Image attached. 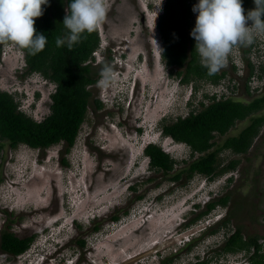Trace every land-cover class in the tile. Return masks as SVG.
<instances>
[{
  "label": "rangeland",
  "instance_id": "374dc122",
  "mask_svg": "<svg viewBox=\"0 0 264 264\" xmlns=\"http://www.w3.org/2000/svg\"><path fill=\"white\" fill-rule=\"evenodd\" d=\"M105 2L106 18L98 26L101 46L95 51L93 64L110 54L113 81L121 85L124 93L119 94L120 100H115L111 93L118 86L111 89L100 86L101 77L90 87L92 97L86 119L65 155L68 166L61 162L62 143L43 153L24 144L12 149L5 143L0 155V229L10 221V230L19 237L31 234L36 237L14 259L0 253V264H158L165 256L172 258L169 264H188L197 256L202 259L212 254L224 238L220 231L186 251V240L195 238L226 212L217 206L194 224L183 227L193 216L190 212L193 204H200L194 209L198 212L208 200L226 192L243 206L255 204L254 211H242L239 223L245 230L264 234V125L247 152L224 150L219 154L221 165L231 160L238 162L233 170L213 180L196 174L187 184L179 186L162 179L158 173L154 181L142 183L152 174L142 150L150 141L176 160H190L188 146L164 136L161 122L187 114L192 107L188 102L194 84L198 88L191 101L193 105L202 99L203 93L222 92V86L205 81L182 84L167 75L162 61L154 60L152 53L149 55L145 31L138 23L140 5L146 7L153 25L162 0L159 4L158 0ZM195 19L196 13L192 11L189 20L192 27ZM107 47L111 51L105 53ZM153 48L157 51V42ZM244 57L254 66L250 86L263 92L264 78H258L257 74L264 63V33L256 34L250 45L234 46L222 68L231 75L234 64L235 74L244 75L248 71ZM23 66V52L14 43L5 44L0 59V89L12 93L26 115L41 120L49 113L50 94L55 85L38 73L23 75ZM229 83L225 78L221 84ZM238 93L241 96L238 98L246 99L236 90ZM95 99L102 103L97 110L93 106ZM259 114H264V109ZM247 123L248 120L237 122L216 140L237 134ZM132 183L138 184L135 192L128 188ZM142 192L144 197L133 203L126 216L105 223L97 232L85 231L92 219L106 217L116 206L125 205L133 194ZM75 224L82 226L80 231ZM77 235L85 238L82 250L70 241ZM243 260L242 253L227 254L215 264H239Z\"/></svg>",
  "mask_w": 264,
  "mask_h": 264
},
{
  "label": "trees",
  "instance_id": "16d2710c",
  "mask_svg": "<svg viewBox=\"0 0 264 264\" xmlns=\"http://www.w3.org/2000/svg\"><path fill=\"white\" fill-rule=\"evenodd\" d=\"M193 2L194 0H164L157 20L166 63L179 68L174 72L171 70L170 75L182 84L205 81L218 85L227 78L230 82L227 88L229 87L232 95L221 94L217 98L216 94L203 93L202 99L197 100L193 105L191 101L195 98L198 88L197 84H194L193 96L188 102V106L192 107L187 114L174 119H165L160 125L164 136L188 146L190 160H176L160 145L149 142L142 150L144 156L148 158V169L152 174L142 183L154 181V175L158 173L163 176L162 179L179 186L187 184L196 174L213 180L233 170L238 162L231 160L221 165L219 154L224 150L236 154L247 152L264 125V114H259L264 109V91L259 93L255 90L251 91L249 83L255 72L253 64L247 58L244 57V62L248 71L240 76L235 74L234 64L231 66V75L225 68H221L211 76L201 65L200 57L194 48L195 41L190 36L193 27L189 20ZM67 5L68 0H50L48 5H42L44 9L42 16L34 18L37 31L47 37L43 51L32 55L28 49L18 47L23 52V75L38 73L54 83L55 87L50 94L49 113L41 120L26 115L20 110L14 95L0 89V155L5 143L12 149L24 144L39 149L42 153L50 146L62 143L61 162L68 166L65 155L70 152L86 119L92 97L90 87L99 80L101 68L109 65L112 58L107 53L101 61L93 64L95 51L100 45L98 27L90 34H82L79 42L71 49L56 46L57 37L64 34L62 24ZM242 7L246 13L254 7L253 0H243ZM5 44L7 43L0 44V59ZM248 50L243 52L246 53ZM110 51V48L106 49V52ZM259 71L258 78H264V63L259 66ZM236 90L241 91L246 99L238 98L241 96L239 93L236 94ZM93 106L94 110H97L102 103L99 99H95ZM244 120H248V123L237 134L228 135L222 141L216 140V137H223L237 122ZM128 188L135 192L138 184L132 183ZM144 193L133 194L125 205L116 206L106 217L92 219L88 230L85 231L97 232L105 223L117 222L129 213L135 201L144 197ZM217 206L225 208L226 212L206 226L195 238L186 241L184 247L186 251H190L197 242L220 231L224 233L223 241L209 256L202 259L197 256L188 264H215L222 256L236 253H242L244 257L239 264H264V234L245 230L239 223L242 211L244 209L249 213L254 211L255 204L246 203V206H243L237 200L231 199L230 192L208 200L204 208L198 212L194 209L199 208L200 204L194 203L193 209L190 210L193 216L183 224V227L194 224ZM8 214L10 216L12 212ZM9 222L4 223L0 229V253L14 259L30 247L36 234L19 237L10 230ZM75 227L78 231L82 228L79 224H75ZM70 241L75 242L77 248L81 250L86 245L85 238L78 235ZM171 262L172 258L165 256L158 264Z\"/></svg>",
  "mask_w": 264,
  "mask_h": 264
},
{
  "label": "clouds",
  "instance_id": "9594fccd",
  "mask_svg": "<svg viewBox=\"0 0 264 264\" xmlns=\"http://www.w3.org/2000/svg\"><path fill=\"white\" fill-rule=\"evenodd\" d=\"M49 3L50 0H0V44L14 43L28 49L32 55L43 51L47 37L37 31L34 18L42 16V5ZM242 3L243 0H197L192 6L196 19L190 36L195 41L194 48L200 63L209 76L225 65L234 46L250 45L256 34L264 33V0H253L254 7L246 13ZM162 5L157 16L162 11ZM65 11L64 34L57 37L55 43L57 47L71 49L82 34L92 33L105 21L107 6L105 0H68ZM100 77V86L109 89L118 86L113 81L111 65L101 68ZM120 86L111 93L115 100L122 96L120 93H124Z\"/></svg>",
  "mask_w": 264,
  "mask_h": 264
},
{
  "label": "flooded vegetation",
  "instance_id": "af4514ba",
  "mask_svg": "<svg viewBox=\"0 0 264 264\" xmlns=\"http://www.w3.org/2000/svg\"><path fill=\"white\" fill-rule=\"evenodd\" d=\"M147 8H148V5H147ZM140 9L141 10L143 9L142 10L143 13H141V10H140L138 23L141 27L143 26V29L145 31L146 41L148 43L147 50L149 52V55L152 53L154 60L162 61L164 64V68L166 69L167 75H170L171 70H173V72H174V71L179 70V68L175 67V66H171V65L169 66L166 63V58L164 57V54H163V43L161 40V32H160V29L157 27V20H158L159 16H156L155 18H153L154 23H153V25H151V21H150L151 16L150 15L148 16V12L146 13V7H144V5H143V7L141 8V5H140ZM150 13H152V12H150ZM154 42H157V45H158L157 51L156 50L153 51ZM107 48H109V47H107ZM106 49H105V53H106ZM138 54H140V53H138ZM155 55H156V57H155ZM151 59H152V57H151Z\"/></svg>",
  "mask_w": 264,
  "mask_h": 264
},
{
  "label": "built area",
  "instance_id": "2783aa9c",
  "mask_svg": "<svg viewBox=\"0 0 264 264\" xmlns=\"http://www.w3.org/2000/svg\"><path fill=\"white\" fill-rule=\"evenodd\" d=\"M209 83V82H208ZM222 83V82H221ZM219 84L220 86H222V92H220V93H218V91L217 90H215L214 92H211L210 94H216L217 95V98H219L220 96H221V94H224L225 96H227V95H231L232 93H231V91H230V89L229 88H227V85H222V84ZM209 84H211V83H209ZM211 85H213V84H211ZM213 86H218V85H213ZM252 90H255V92L256 93H259L260 92V88H258V87H255V86H251V91ZM209 94V93H208Z\"/></svg>",
  "mask_w": 264,
  "mask_h": 264
},
{
  "label": "bare ground",
  "instance_id": "6f19581e",
  "mask_svg": "<svg viewBox=\"0 0 264 264\" xmlns=\"http://www.w3.org/2000/svg\"><path fill=\"white\" fill-rule=\"evenodd\" d=\"M163 3H164V2H163ZM142 10H143V9H142ZM142 10H141V11H142ZM142 12H143V11H142ZM143 81H144V79H143ZM156 82H157V84H159V83H160V81H159V78H158V77H157V79H156ZM139 127L141 128V126H138V128H139ZM166 137H167V136H166Z\"/></svg>",
  "mask_w": 264,
  "mask_h": 264
}]
</instances>
